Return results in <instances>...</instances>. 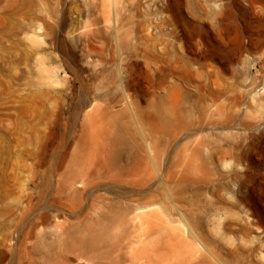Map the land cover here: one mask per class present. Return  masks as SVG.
Masks as SVG:
<instances>
[{
	"label": "rangeland",
	"instance_id": "rangeland-1",
	"mask_svg": "<svg viewBox=\"0 0 264 264\" xmlns=\"http://www.w3.org/2000/svg\"><path fill=\"white\" fill-rule=\"evenodd\" d=\"M0 264H264V0H0Z\"/></svg>",
	"mask_w": 264,
	"mask_h": 264
}]
</instances>
